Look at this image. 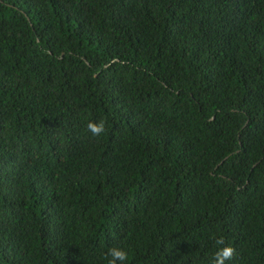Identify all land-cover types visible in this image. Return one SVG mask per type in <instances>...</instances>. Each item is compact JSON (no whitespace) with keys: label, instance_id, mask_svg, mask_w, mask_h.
Wrapping results in <instances>:
<instances>
[{"label":"trees","instance_id":"obj_1","mask_svg":"<svg viewBox=\"0 0 264 264\" xmlns=\"http://www.w3.org/2000/svg\"><path fill=\"white\" fill-rule=\"evenodd\" d=\"M219 236L264 264V0H0V264Z\"/></svg>","mask_w":264,"mask_h":264},{"label":"clouds","instance_id":"obj_2","mask_svg":"<svg viewBox=\"0 0 264 264\" xmlns=\"http://www.w3.org/2000/svg\"><path fill=\"white\" fill-rule=\"evenodd\" d=\"M87 127L94 136H99L105 131L104 121L99 123L90 121ZM215 244L218 248L214 253L212 264H225L226 261L234 257L235 248L230 244H226L223 236L216 237ZM106 257L108 258V264H127L128 252L120 246H112L108 249Z\"/></svg>","mask_w":264,"mask_h":264}]
</instances>
